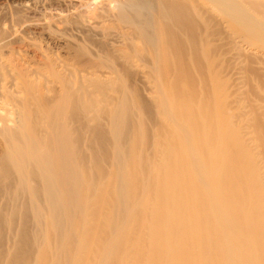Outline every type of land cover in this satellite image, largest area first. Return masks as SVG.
<instances>
[{
  "label": "bare ground",
  "instance_id": "6f19581e",
  "mask_svg": "<svg viewBox=\"0 0 264 264\" xmlns=\"http://www.w3.org/2000/svg\"><path fill=\"white\" fill-rule=\"evenodd\" d=\"M3 1L0 264H264V0Z\"/></svg>",
  "mask_w": 264,
  "mask_h": 264
},
{
  "label": "rangeland",
  "instance_id": "374dc122",
  "mask_svg": "<svg viewBox=\"0 0 264 264\" xmlns=\"http://www.w3.org/2000/svg\"><path fill=\"white\" fill-rule=\"evenodd\" d=\"M2 3H4V1ZM2 3L0 0V4H2ZM55 12L58 14L61 13L60 10H55ZM20 17H21V15L16 10L12 9L11 6L0 5V32H3L4 30H8V32H10V35H14L16 33V31L19 29V25L22 22L21 21L22 19ZM28 18H29L30 22H34L38 19V15L37 14L29 15ZM30 38L32 41L40 43L44 48H47L49 51L54 49V45L50 44V43H52V40L49 39L48 37H46L44 34L42 35L41 33L33 30L32 34L30 35ZM29 42L14 43L10 47V49H8L6 51V56L9 59L16 60L17 56L15 55V53H22L23 55H27L29 57L30 61H32L33 63H39L41 61V57L37 52H35L33 47L29 46ZM259 47H262V46H260L259 44L256 45V47H254V48L250 47L248 45L244 46L245 51L247 50L246 52H248V54L250 52L255 53L257 51H260V52L262 51L264 53V48L259 49ZM250 54L252 55V53H250ZM14 64H18L19 66H21L22 63L15 62ZM236 76H239V75H236ZM236 76H234V77H236ZM262 84H263L262 87L264 90V81L262 82ZM246 89L248 92L246 91ZM246 89L244 91H246L247 93L244 95L248 97V93H252V91L249 90L250 88H248V87H246Z\"/></svg>",
  "mask_w": 264,
  "mask_h": 264
}]
</instances>
